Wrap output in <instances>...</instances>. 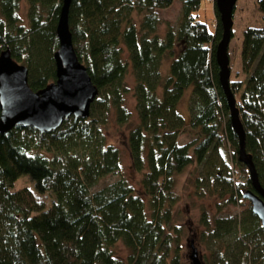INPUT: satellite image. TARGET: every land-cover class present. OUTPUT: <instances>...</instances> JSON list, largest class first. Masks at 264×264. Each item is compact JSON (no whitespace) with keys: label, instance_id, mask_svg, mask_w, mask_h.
Returning <instances> with one entry per match:
<instances>
[{"label":"trees","instance_id":"obj_1","mask_svg":"<svg viewBox=\"0 0 264 264\" xmlns=\"http://www.w3.org/2000/svg\"><path fill=\"white\" fill-rule=\"evenodd\" d=\"M20 1L0 0V54L8 51L27 69L28 87L37 93L55 81L63 0H22L26 26L17 16ZM174 1L180 3L176 28L159 34L158 12ZM202 1L71 0L73 49L97 96L86 120L70 119L54 132H0V264H182L181 230L171 226L175 176L201 167L198 183L217 187L220 197H228L224 205L235 206L241 186L232 189L224 177L228 166L221 158L227 153L246 176L245 189L255 194L248 169L238 160L239 141L219 83V16L214 2L210 33L196 20ZM256 5L263 25L243 32L240 62L246 79L230 82V90L245 156L264 191V0ZM128 75L134 81L135 122L123 140L138 188L121 173L120 151L102 132L110 116L118 126L130 121L124 105ZM190 86L187 131L195 140L179 145L186 125L176 106ZM117 174V181L96 190ZM19 180L30 181L32 190L14 189ZM199 226L200 241L213 248L210 264H264V229L250 208ZM119 244L127 251L124 260L115 252Z\"/></svg>","mask_w":264,"mask_h":264},{"label":"water","instance_id":"obj_2","mask_svg":"<svg viewBox=\"0 0 264 264\" xmlns=\"http://www.w3.org/2000/svg\"><path fill=\"white\" fill-rule=\"evenodd\" d=\"M221 39L215 49V62L219 68V83L229 110L232 130L239 141L238 160L248 169L250 182L255 191H246L251 213L264 229V191L260 189L252 163L244 152V131L234 95L230 90L228 45L232 36L233 13L237 0H214ZM71 0H63L60 8L56 36L58 49L53 55L55 81L43 90L34 93L28 87L27 69L14 62L4 51L0 54V132L14 128H30L39 136L54 132L64 123L86 120L90 106L97 96L84 66L78 61L68 27V12ZM188 259L192 264H201L194 242H190Z\"/></svg>","mask_w":264,"mask_h":264},{"label":"rangeland","instance_id":"obj_3","mask_svg":"<svg viewBox=\"0 0 264 264\" xmlns=\"http://www.w3.org/2000/svg\"><path fill=\"white\" fill-rule=\"evenodd\" d=\"M180 14V3L174 1L173 5L166 10L158 12V17L162 20L163 25L158 28V33L163 34L166 28L175 29L178 23ZM19 21L23 25H27V6L21 0L17 12ZM196 20L207 26L208 31L213 33V26H215V17L213 2L209 0H203L199 11L196 13ZM262 15L257 11L256 0H237L233 13V25H232V37L228 45V58L230 78L229 81H244L246 77L241 74V62H240V45L242 40V34L247 28L259 29L262 27L261 21ZM136 18V17H135ZM137 20V18H136ZM171 62H169L170 64ZM168 68V67H167ZM163 72H166V67L163 68ZM134 81L131 75L125 78V87L128 89V93L125 96L124 105L129 113H131L130 121L123 126H118L113 116H110V120L107 125L102 128L103 135L106 136L108 144L117 147L121 155V173L124 177L130 179L135 188H138L139 175L134 176L130 171V160L128 153L125 149L123 135L133 128L135 122V103L131 90L133 89ZM192 95V87L186 88L176 106L177 113L183 118L186 125L185 133H182L178 137L179 145H187L195 140V137L187 131L189 127V100ZM191 158H194L193 152L189 153ZM223 159L224 163L228 166V173L224 177H229L232 189L237 186H241L239 191L241 194L240 201L237 205H224V201L227 200V195L220 197L216 193L219 189L213 187L211 184L206 185L199 184L196 179H199L203 175V169L198 166H191L185 169V171L175 176L173 181V196L177 198L172 206L171 212V226L177 227L181 230L179 241V261L182 264H192L188 260L190 254V242H194L197 249L199 260L201 264H210V255L213 250L212 246L205 245L200 241V235L204 232L199 226L202 221H208L212 223L214 219L219 217L234 216L249 209V203L242 198V194L246 191L244 183H246V176L242 174L239 169L233 167L230 162L229 155L225 153ZM249 175V172H248ZM247 175V176H248ZM198 177V178H197ZM119 175L109 176L104 181L100 182L96 190L117 181ZM132 178V179H131ZM21 187H27L32 190L30 181L19 180L14 189ZM260 224V223H259ZM202 233V234H201ZM217 250L219 244L215 246ZM115 252L121 259L127 257V251L121 244L115 247ZM214 250V251H216ZM221 254H224L221 252Z\"/></svg>","mask_w":264,"mask_h":264},{"label":"flooded vegetation","instance_id":"obj_4","mask_svg":"<svg viewBox=\"0 0 264 264\" xmlns=\"http://www.w3.org/2000/svg\"><path fill=\"white\" fill-rule=\"evenodd\" d=\"M247 191V190H246Z\"/></svg>","mask_w":264,"mask_h":264}]
</instances>
